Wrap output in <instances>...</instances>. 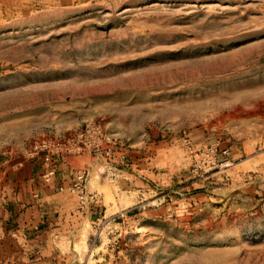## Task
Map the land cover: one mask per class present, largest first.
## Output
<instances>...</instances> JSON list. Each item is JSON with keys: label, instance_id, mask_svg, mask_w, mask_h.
Here are the masks:
<instances>
[{"label": "rangeland", "instance_id": "obj_1", "mask_svg": "<svg viewBox=\"0 0 264 264\" xmlns=\"http://www.w3.org/2000/svg\"><path fill=\"white\" fill-rule=\"evenodd\" d=\"M64 165L89 264H264V0H0V199Z\"/></svg>", "mask_w": 264, "mask_h": 264}, {"label": "crops", "instance_id": "obj_2", "mask_svg": "<svg viewBox=\"0 0 264 264\" xmlns=\"http://www.w3.org/2000/svg\"><path fill=\"white\" fill-rule=\"evenodd\" d=\"M79 157L94 169L88 153ZM72 168L64 165L65 174L50 183L14 171L7 183L15 192L0 199V264H89L93 249L79 240L85 221L96 218V204L80 207L67 187Z\"/></svg>", "mask_w": 264, "mask_h": 264}, {"label": "built area", "instance_id": "obj_3", "mask_svg": "<svg viewBox=\"0 0 264 264\" xmlns=\"http://www.w3.org/2000/svg\"><path fill=\"white\" fill-rule=\"evenodd\" d=\"M53 173H54V172H50L49 174L51 175V174H53ZM79 177H80V178L84 177V174H81ZM77 190H80V193L83 194L84 189H83L81 186H79V188H78Z\"/></svg>", "mask_w": 264, "mask_h": 264}]
</instances>
